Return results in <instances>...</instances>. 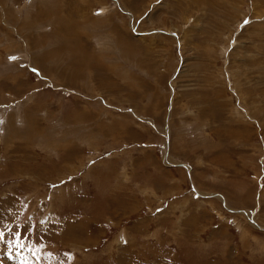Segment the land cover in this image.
Instances as JSON below:
<instances>
[{
  "label": "rangeland",
  "instance_id": "rangeland-1",
  "mask_svg": "<svg viewBox=\"0 0 264 264\" xmlns=\"http://www.w3.org/2000/svg\"><path fill=\"white\" fill-rule=\"evenodd\" d=\"M0 232V264H264V0H0Z\"/></svg>",
  "mask_w": 264,
  "mask_h": 264
},
{
  "label": "snow or ice",
  "instance_id": "snow-or-ice-1",
  "mask_svg": "<svg viewBox=\"0 0 264 264\" xmlns=\"http://www.w3.org/2000/svg\"><path fill=\"white\" fill-rule=\"evenodd\" d=\"M249 23L248 20H245L244 21V24L247 25ZM9 231H11V229H9ZM20 237L17 236V239H19ZM4 241V233L3 232H0V242H3ZM21 247H23V245H20ZM40 250L37 249V252H39ZM33 255H36V252L33 253Z\"/></svg>",
  "mask_w": 264,
  "mask_h": 264
},
{
  "label": "bare ground",
  "instance_id": "bare-ground-1",
  "mask_svg": "<svg viewBox=\"0 0 264 264\" xmlns=\"http://www.w3.org/2000/svg\"><path fill=\"white\" fill-rule=\"evenodd\" d=\"M67 27L65 26L64 28H62L63 29V31L66 29ZM69 29V28H68ZM68 29H66V31L68 30ZM120 45V44H119Z\"/></svg>",
  "mask_w": 264,
  "mask_h": 264
}]
</instances>
